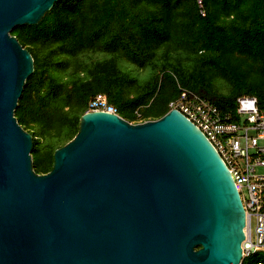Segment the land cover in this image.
Returning a JSON list of instances; mask_svg holds the SVG:
<instances>
[{"label": "water", "instance_id": "1", "mask_svg": "<svg viewBox=\"0 0 264 264\" xmlns=\"http://www.w3.org/2000/svg\"><path fill=\"white\" fill-rule=\"evenodd\" d=\"M57 0H0V264H242L245 212L211 144L181 113L130 123L86 112L36 174L14 111L31 54L11 31Z\"/></svg>", "mask_w": 264, "mask_h": 264}, {"label": "trees", "instance_id": "2", "mask_svg": "<svg viewBox=\"0 0 264 264\" xmlns=\"http://www.w3.org/2000/svg\"><path fill=\"white\" fill-rule=\"evenodd\" d=\"M57 0L11 35L33 59L14 116L32 137L36 174L106 96L130 123L157 120L187 90L223 110L242 96L264 111V0ZM220 80L219 85L215 81ZM242 264H264V252Z\"/></svg>", "mask_w": 264, "mask_h": 264}, {"label": "built area", "instance_id": "3", "mask_svg": "<svg viewBox=\"0 0 264 264\" xmlns=\"http://www.w3.org/2000/svg\"><path fill=\"white\" fill-rule=\"evenodd\" d=\"M195 2L204 17L203 0ZM168 109L181 113L201 132L229 171L245 212L243 259L264 252V111L259 109L256 98L239 97L234 110H223L182 89L180 95L169 102ZM87 112L118 115L103 94L89 102Z\"/></svg>", "mask_w": 264, "mask_h": 264}, {"label": "rangeland", "instance_id": "4", "mask_svg": "<svg viewBox=\"0 0 264 264\" xmlns=\"http://www.w3.org/2000/svg\"><path fill=\"white\" fill-rule=\"evenodd\" d=\"M215 82H216L217 84H219V85L222 84V81H220V80H216ZM253 227H254V220H252V223H251V229H253ZM252 239H254V234H253V232H252Z\"/></svg>", "mask_w": 264, "mask_h": 264}]
</instances>
